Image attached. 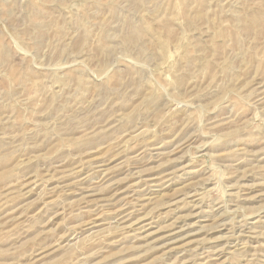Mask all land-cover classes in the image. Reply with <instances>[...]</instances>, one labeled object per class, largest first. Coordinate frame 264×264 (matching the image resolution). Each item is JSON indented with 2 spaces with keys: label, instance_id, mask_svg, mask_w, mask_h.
Masks as SVG:
<instances>
[{
  "label": "rangeland",
  "instance_id": "obj_1",
  "mask_svg": "<svg viewBox=\"0 0 264 264\" xmlns=\"http://www.w3.org/2000/svg\"><path fill=\"white\" fill-rule=\"evenodd\" d=\"M0 264H264V0H0Z\"/></svg>",
  "mask_w": 264,
  "mask_h": 264
},
{
  "label": "bare ground",
  "instance_id": "obj_2",
  "mask_svg": "<svg viewBox=\"0 0 264 264\" xmlns=\"http://www.w3.org/2000/svg\"><path fill=\"white\" fill-rule=\"evenodd\" d=\"M188 194V193H187Z\"/></svg>",
  "mask_w": 264,
  "mask_h": 264
}]
</instances>
